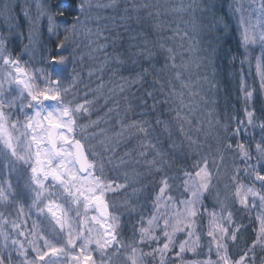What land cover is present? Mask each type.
I'll return each instance as SVG.
<instances>
[{
	"label": "snow or ice",
	"instance_id": "1",
	"mask_svg": "<svg viewBox=\"0 0 264 264\" xmlns=\"http://www.w3.org/2000/svg\"><path fill=\"white\" fill-rule=\"evenodd\" d=\"M248 3L0 0V264H264V0ZM233 18L244 118L221 122L186 73L215 77Z\"/></svg>",
	"mask_w": 264,
	"mask_h": 264
},
{
	"label": "trees",
	"instance_id": "2",
	"mask_svg": "<svg viewBox=\"0 0 264 264\" xmlns=\"http://www.w3.org/2000/svg\"><path fill=\"white\" fill-rule=\"evenodd\" d=\"M108 1H102L101 3H107ZM126 2V0H124ZM230 2V0H229ZM96 13L100 15H111L110 9H95ZM199 15V13L197 14ZM101 23H107V21H101ZM235 25L236 21L235 18L232 19V30L228 32H220L217 33V39L219 40L218 45V52H217V58H216V67H215V77H213V73L211 69H199V72L206 73L208 76L211 75V80L214 79L216 87L210 88L209 83L206 81L204 84V95H215L216 102L214 103V106L216 107V117L221 120V122H224L225 120L229 119L233 114L236 115L237 119H243V107H242V100H241V94H240V85H239V64L237 63L235 66H233L228 59L229 52L235 53L238 48V40H239V33L235 31ZM138 27V26H137ZM163 35H171L170 32H164ZM202 43L204 46H206V40L203 38V33L201 34ZM152 40H155L156 37L152 36ZM15 48L14 52L20 55L21 50L19 49V46H22V43L20 40H15ZM26 42V41H25ZM26 57H22L24 59ZM163 63V58L160 57L157 66L159 67L160 64ZM106 75V82L109 79V74ZM163 78V81H166L170 73L165 71L160 74ZM166 77V79H165ZM246 80L249 84H253L254 86L255 81L253 77H250L249 75H246ZM151 80V77L149 78ZM147 85H145L146 87ZM140 85H134L133 90L140 88ZM207 92V93H206ZM139 94V93H138ZM102 103V102H101ZM102 106V105H101ZM258 107V105H257ZM105 109L103 108L100 113L102 114ZM98 113L93 114L94 116H97ZM114 123V122H113ZM234 124L235 121H232ZM257 129V133H258ZM258 138V137H257ZM243 139H248L247 137H244ZM134 143V142H133ZM124 150V147H121V152ZM259 256V253H258Z\"/></svg>",
	"mask_w": 264,
	"mask_h": 264
},
{
	"label": "rangeland",
	"instance_id": "3",
	"mask_svg": "<svg viewBox=\"0 0 264 264\" xmlns=\"http://www.w3.org/2000/svg\"><path fill=\"white\" fill-rule=\"evenodd\" d=\"M102 1H108V0H99L100 3ZM244 7L245 8H248L249 7L248 0H244ZM0 31H5V25L3 23L2 18H0ZM165 32H168V31H165ZM44 38L47 39V36H45ZM15 40H17V39H13L12 40L11 44L9 45V47L13 51L14 55H18L17 53L14 52V49L17 48L14 45L15 44V42H14ZM86 43L87 42H85V44ZM169 43L171 44L173 42L172 41H169ZM256 47H257V49L259 48L258 45ZM19 49L21 50L22 49V46H19ZM81 50L83 51V53L85 55V68H87L89 66L95 67L96 66V62L88 59L89 49L86 46L82 45L81 46ZM253 54L256 55V56H259L260 55V52L257 50ZM199 69H202V68H199ZM199 69H197L196 66H195V63H193L192 66H191V68H190V70H189V72L186 73V75L188 76V78H189V80L191 82V90H192V92L193 93H196V92L199 93L198 95H194V96L188 97V99H190L194 103V105H197L199 110H203L205 108H207V109H214V115L216 116V110L215 109H216L217 105L214 106V104L211 103V101H215L216 102L215 95H210V94H208V95L205 94L204 95V91H203L204 90V87H205L204 84L206 82L205 79H204V77L207 76L209 80H211L212 77H211V75L208 76L206 73L199 72ZM249 76L254 78V81H255V84H256L255 86L258 87V81L256 80L255 76L254 75H249ZM103 79L106 82V75H104ZM165 79H166V77H165ZM85 83H88L89 84V87L95 88L96 84L99 83V81H97L95 77H93L91 79V81H89V79H88V77H87V75L85 73ZM215 87H216V85H215ZM80 90H81V95H82L83 92L86 91L87 89H85L84 85L82 84L80 86ZM240 94H241L242 107H243L244 104H243V99H242V93H241V91H240ZM206 101H207V103H206ZM101 105H103V100H100V101L97 102V108L100 111L103 110V107H101ZM100 111L99 112H95V113H98L97 115H102L100 113ZM199 114H200V112L197 111V115H199ZM243 115H244V113H243ZM94 118H96V116H94Z\"/></svg>",
	"mask_w": 264,
	"mask_h": 264
}]
</instances>
